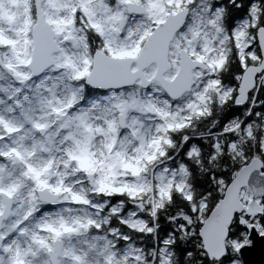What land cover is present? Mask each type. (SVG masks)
Segmentation results:
<instances>
[{
    "label": "snow or ice",
    "instance_id": "6c2138e0",
    "mask_svg": "<svg viewBox=\"0 0 264 264\" xmlns=\"http://www.w3.org/2000/svg\"><path fill=\"white\" fill-rule=\"evenodd\" d=\"M0 264H264V0H0Z\"/></svg>",
    "mask_w": 264,
    "mask_h": 264
}]
</instances>
